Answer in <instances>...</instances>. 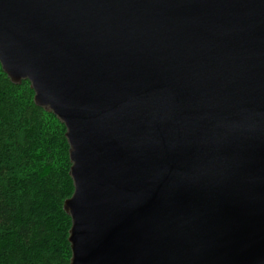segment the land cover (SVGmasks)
<instances>
[{
    "label": "water",
    "instance_id": "95a60500",
    "mask_svg": "<svg viewBox=\"0 0 264 264\" xmlns=\"http://www.w3.org/2000/svg\"><path fill=\"white\" fill-rule=\"evenodd\" d=\"M0 64L66 127L69 264H264V0H0Z\"/></svg>",
    "mask_w": 264,
    "mask_h": 264
},
{
    "label": "trees",
    "instance_id": "16d2710c",
    "mask_svg": "<svg viewBox=\"0 0 264 264\" xmlns=\"http://www.w3.org/2000/svg\"><path fill=\"white\" fill-rule=\"evenodd\" d=\"M66 127L38 106L29 81L0 64V264H69L73 191Z\"/></svg>",
    "mask_w": 264,
    "mask_h": 264
}]
</instances>
